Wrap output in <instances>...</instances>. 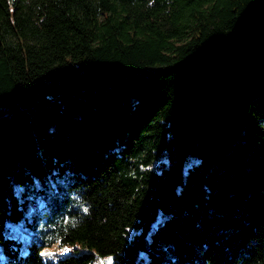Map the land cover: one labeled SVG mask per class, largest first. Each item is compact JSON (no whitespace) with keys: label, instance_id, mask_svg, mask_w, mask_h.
Instances as JSON below:
<instances>
[{"label":"trees","instance_id":"16d2710c","mask_svg":"<svg viewBox=\"0 0 264 264\" xmlns=\"http://www.w3.org/2000/svg\"><path fill=\"white\" fill-rule=\"evenodd\" d=\"M101 258L264 264V0H0V264Z\"/></svg>","mask_w":264,"mask_h":264},{"label":"rangeland","instance_id":"374dc122","mask_svg":"<svg viewBox=\"0 0 264 264\" xmlns=\"http://www.w3.org/2000/svg\"><path fill=\"white\" fill-rule=\"evenodd\" d=\"M41 204H42V202H41ZM19 235H21V233H18ZM22 237H24L23 235H21ZM24 240L25 241H28V239L27 238H25L24 237ZM64 250H67V249H64ZM46 258V257H45ZM94 264H105V262H104V260L101 258V259H98L97 261H95V263Z\"/></svg>","mask_w":264,"mask_h":264},{"label":"snow or ice","instance_id":"6c2138e0","mask_svg":"<svg viewBox=\"0 0 264 264\" xmlns=\"http://www.w3.org/2000/svg\"><path fill=\"white\" fill-rule=\"evenodd\" d=\"M65 251H67V250H65Z\"/></svg>","mask_w":264,"mask_h":264}]
</instances>
